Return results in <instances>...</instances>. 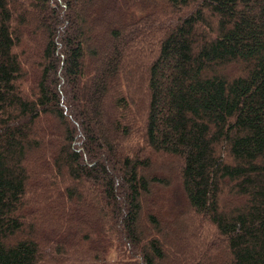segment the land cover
<instances>
[{
	"label": "trees",
	"instance_id": "1",
	"mask_svg": "<svg viewBox=\"0 0 264 264\" xmlns=\"http://www.w3.org/2000/svg\"><path fill=\"white\" fill-rule=\"evenodd\" d=\"M154 157L171 228L264 264V0H0V264H171Z\"/></svg>",
	"mask_w": 264,
	"mask_h": 264
},
{
	"label": "rangeland",
	"instance_id": "2",
	"mask_svg": "<svg viewBox=\"0 0 264 264\" xmlns=\"http://www.w3.org/2000/svg\"><path fill=\"white\" fill-rule=\"evenodd\" d=\"M145 17L146 15H141L140 19H143ZM150 18L151 19L147 21L145 25H142L144 26L142 29L143 30L142 37H144L146 47L150 48V50H153L154 48L153 46L155 45V39H156L155 35L158 30L156 29V27H158L161 24L157 21H154L155 18L153 15H151ZM152 26L153 28H151ZM139 52L140 53L142 52L141 54L143 55L144 58L145 57L149 58L151 56V55L146 56L145 49ZM148 54H150V52ZM129 57L130 58L132 57L131 54ZM139 63L141 64V62ZM138 70H139V67H138ZM136 80H137V76L135 74V71L133 73H128L125 78V83H128L127 90L130 92H133L134 90L135 95L139 89H140L139 94L142 93L141 85L143 84V82L140 81L139 84L140 83L141 84H140L139 89L134 88V82H136ZM135 99L137 98L135 97ZM134 110H135V114L139 117L141 115L142 108L141 107L139 108L137 107V105H135ZM136 134L137 132L135 131V134H132L131 136L132 137L130 139L131 146L141 145V142L140 140H138V136ZM152 164H153L152 169L148 173L149 177L154 174L162 175L164 178L169 177V180L172 183V185L168 189H164L165 194L167 193V195H165L166 198L164 197L165 200L163 201L162 207L157 208L158 213L160 214L162 220L165 221L166 224L167 222H169L170 228L168 229V232H167L169 238H167L166 240L167 242L166 245L169 248H166V249H168L167 256H168V260L170 261V263L171 264H183L181 260H179L175 256V254L178 251H181L185 254V264H187V258H188L187 254L188 253L194 255L193 257H191V258H194L195 260L194 262L196 261L198 262V260H200V257L202 258V260L204 259L206 260V257H208L210 258V261H207V262L214 263V264H222V261H221L222 259H220L221 258V250H220L221 245L218 243L219 241L216 238V233H215L214 228H212L208 224H204L205 222H203L202 220L191 218V216H189V212H188L186 205L185 206L183 205L184 207L183 209H181V212L182 211L184 212V210L185 212L183 213L182 218L180 217V220L178 222V224L180 225L177 228L175 226H174L175 228L174 227L171 228L172 224L170 223V221H172L173 219H172V216L170 215L171 213L170 211H173L174 209H179L184 202V199L181 196L180 191L178 189V183H177L178 173H177V168H176V162L173 160H166L163 158L154 157ZM173 174H175V177H173ZM46 178L49 179V176L46 175Z\"/></svg>",
	"mask_w": 264,
	"mask_h": 264
}]
</instances>
